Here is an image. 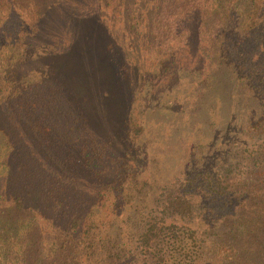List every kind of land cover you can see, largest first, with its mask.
I'll list each match as a JSON object with an SVG mask.
<instances>
[{"label": "trees", "instance_id": "16d2710c", "mask_svg": "<svg viewBox=\"0 0 264 264\" xmlns=\"http://www.w3.org/2000/svg\"><path fill=\"white\" fill-rule=\"evenodd\" d=\"M59 2L0 0V264H264V109L213 149L223 165L141 176L86 135V97L48 74L27 78L29 49ZM153 9L155 51L199 44L264 102V0Z\"/></svg>", "mask_w": 264, "mask_h": 264}, {"label": "rangeland", "instance_id": "374dc122", "mask_svg": "<svg viewBox=\"0 0 264 264\" xmlns=\"http://www.w3.org/2000/svg\"><path fill=\"white\" fill-rule=\"evenodd\" d=\"M58 1L29 49L28 79L48 74L86 97V135L108 142L113 156L125 154L141 176L225 163L213 149L235 139L264 102L247 98L224 69H214L199 44L155 51L147 30L156 0Z\"/></svg>", "mask_w": 264, "mask_h": 264}]
</instances>
